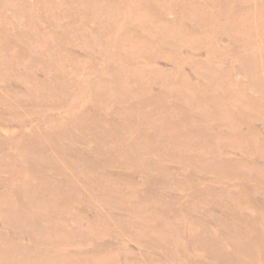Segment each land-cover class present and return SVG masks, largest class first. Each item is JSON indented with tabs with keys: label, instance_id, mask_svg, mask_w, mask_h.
Returning a JSON list of instances; mask_svg holds the SVG:
<instances>
[{
	"label": "rangeland",
	"instance_id": "obj_1",
	"mask_svg": "<svg viewBox=\"0 0 264 264\" xmlns=\"http://www.w3.org/2000/svg\"><path fill=\"white\" fill-rule=\"evenodd\" d=\"M0 264H264V0H0Z\"/></svg>",
	"mask_w": 264,
	"mask_h": 264
}]
</instances>
